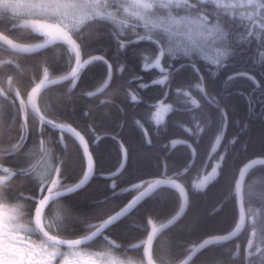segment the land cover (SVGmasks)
Returning <instances> with one entry per match:
<instances>
[{"label": "snow or ice", "instance_id": "1", "mask_svg": "<svg viewBox=\"0 0 264 264\" xmlns=\"http://www.w3.org/2000/svg\"><path fill=\"white\" fill-rule=\"evenodd\" d=\"M21 19L34 35L5 73H28L24 92L0 97L8 129L0 137L8 165L0 166V264H100L97 257L121 249L129 264L137 256L154 264L165 238L161 254L179 264H256L264 240L250 246L235 228L255 165L264 178V0H0V37L14 40ZM129 52L142 71L159 73L146 80L120 59ZM236 98L246 105L243 123ZM141 105L143 117L129 123V106L135 113ZM113 112L127 137L108 131ZM162 138L169 150L161 154L153 149ZM106 139L115 142L110 165ZM185 141L191 148L176 150ZM42 143L51 158L34 163L29 152ZM65 217L75 222V242L52 230ZM226 218L231 226L219 227Z\"/></svg>", "mask_w": 264, "mask_h": 264}, {"label": "clouds", "instance_id": "2", "mask_svg": "<svg viewBox=\"0 0 264 264\" xmlns=\"http://www.w3.org/2000/svg\"><path fill=\"white\" fill-rule=\"evenodd\" d=\"M7 7V5H4ZM78 11V10H77ZM41 17L39 14H35L30 17L32 20H38ZM55 19V17H45ZM19 28L21 29L18 36L14 40L10 41L7 37H0V40H3L4 46H0V72L3 75H0V97L8 96L12 94H20L24 92V82L23 78L28 73L21 72L19 75H6L10 65H17L21 63L20 57L17 53L23 51L26 48V45L23 43L26 37L34 35L31 28H29L26 20L21 19L19 22ZM48 95L45 93L40 98L41 108L47 110ZM8 131L6 122L3 118H0V137H3ZM9 141L12 140V137H8ZM16 146L12 145V149L15 150ZM191 148L190 144H187L185 141L183 144H177L176 150L187 151ZM169 149L161 148V152H166ZM52 154V149L48 148L45 144H41L39 147L33 148L29 152L31 160L35 163L38 162L41 158L50 159ZM0 166H8L5 162V156L3 152H0ZM5 194V188L3 185H0V196ZM246 204L247 207L239 220L236 221L235 235L242 238L245 234L249 236V245L251 246L253 239L257 243H260L261 240H264V178L253 180L252 184L248 186V191L246 194ZM21 211L25 215L21 216V220H26V209L21 208ZM233 220H236V217L233 216ZM231 226V222L229 227ZM75 222L72 217H65L62 221L52 225V230L58 232L63 240H72L75 242L76 232H75ZM165 239H162L160 242V247L156 250L157 259L154 261V264H179V261H171L166 256L161 254L160 248L163 247ZM123 249L120 252H117L115 256H102L97 257V260L100 264H129V258H126L122 255ZM250 255H254L250 253ZM130 264H145V258L143 256H137L132 258ZM256 264H264V252L260 253V256L257 257Z\"/></svg>", "mask_w": 264, "mask_h": 264}, {"label": "trees", "instance_id": "3", "mask_svg": "<svg viewBox=\"0 0 264 264\" xmlns=\"http://www.w3.org/2000/svg\"><path fill=\"white\" fill-rule=\"evenodd\" d=\"M109 57H114L116 55L115 53V47L114 45L112 46V48L109 50L108 52ZM120 59H127L129 65L134 69V71L138 72L141 76H143L146 80L150 79V77L153 74H158L159 73V69H148L146 71H142L140 68V62L134 58L131 54V52L128 53L127 56H121ZM163 63V61H162ZM244 62L243 61H237L236 62V67H240L242 66ZM204 65L202 64L201 67H203ZM8 70H11L10 68H8ZM232 71V69H227L225 70L224 73H222L221 77L219 80H217L216 82V89L219 90L220 86H221V82L223 81V79L225 78L227 72ZM103 74V69H93L89 75L86 77V81L87 83L91 84L99 75ZM206 74V73H205ZM0 75H3L2 72H0ZM239 86V83L236 85ZM246 86V85H245ZM132 88L136 87V83H133L131 85ZM152 93H145V95H151ZM196 95H199L198 93H195ZM258 95V94H257ZM236 100L238 101V108L237 111L234 113V118L235 119H239L241 121V123H243V121L246 119L247 117V109H246V105L244 104V102L242 100H240V98H236ZM135 114L137 116L143 117L144 115V111H143V105H141L139 108H137L135 110V113H133L132 108L129 106L128 108V113L127 116L125 117V119L130 123V118L131 116ZM66 115L69 116V118H74V114L71 111H68L66 113ZM113 116V123L111 124V126L108 128V131L111 133H116L119 134L120 136H124L127 137L129 135V129L126 127L125 130L123 132H121V130L119 129V127L116 126V121H118L120 119V115L118 113L113 112L112 113ZM165 119L167 120L168 117L166 116ZM83 126V125H81ZM149 130L152 129V125H149ZM170 128H171V123H170ZM238 130V126H233L232 129H230V133L232 131H237ZM172 132L176 135V136H182L183 133L178 129V128H173ZM55 135V134H54ZM138 135V134H137ZM154 139L155 136L153 137ZM166 141L162 138L160 140L156 141V145L155 148L153 149V151H158L161 154L163 152H161V145L163 143H165ZM260 149V140H259V135L257 136V144H256V150L259 151ZM101 154H102V159L105 160L107 162L108 165H110L115 157V142L112 141L111 139H106L105 141H103L102 145H101ZM211 163V162H209ZM139 164L141 167H144L145 165V160L143 158H141L139 160ZM261 166L256 167L257 172H256V177L257 180L260 178V173H259V169ZM187 180H192L195 179V172L190 173L189 176L186 178ZM97 180H99V178H97ZM97 181L94 180L93 184H95ZM99 182H103V181H99ZM215 195L214 190L210 191L208 196L206 198H201L199 203L196 205L195 211H204L207 206L212 202V199ZM83 207V209L85 211L88 210L89 207H91L90 204H88L87 201H84L81 205ZM231 220L230 219H225L223 222H221L218 226L221 228H227L230 225Z\"/></svg>", "mask_w": 264, "mask_h": 264}, {"label": "flooded vegetation", "instance_id": "4", "mask_svg": "<svg viewBox=\"0 0 264 264\" xmlns=\"http://www.w3.org/2000/svg\"><path fill=\"white\" fill-rule=\"evenodd\" d=\"M259 166H260V165H259ZM259 166H256V167H259ZM256 167H255V168H256ZM0 219H2V213H0Z\"/></svg>", "mask_w": 264, "mask_h": 264}, {"label": "bare ground", "instance_id": "5", "mask_svg": "<svg viewBox=\"0 0 264 264\" xmlns=\"http://www.w3.org/2000/svg\"><path fill=\"white\" fill-rule=\"evenodd\" d=\"M256 166H259V165H255L254 167H256Z\"/></svg>", "mask_w": 264, "mask_h": 264}, {"label": "water", "instance_id": "6", "mask_svg": "<svg viewBox=\"0 0 264 264\" xmlns=\"http://www.w3.org/2000/svg\"><path fill=\"white\" fill-rule=\"evenodd\" d=\"M50 87H54V86H50Z\"/></svg>", "mask_w": 264, "mask_h": 264}, {"label": "rangeland", "instance_id": "7", "mask_svg": "<svg viewBox=\"0 0 264 264\" xmlns=\"http://www.w3.org/2000/svg\"><path fill=\"white\" fill-rule=\"evenodd\" d=\"M0 220H2V219H0Z\"/></svg>", "mask_w": 264, "mask_h": 264}]
</instances>
